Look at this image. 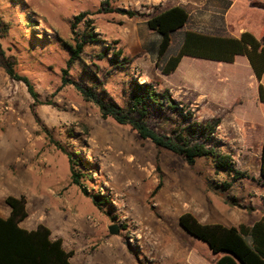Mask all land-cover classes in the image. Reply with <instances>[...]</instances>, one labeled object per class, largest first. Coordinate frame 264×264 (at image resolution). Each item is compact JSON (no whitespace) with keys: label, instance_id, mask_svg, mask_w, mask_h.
<instances>
[{"label":"rangeland","instance_id":"rangeland-1","mask_svg":"<svg viewBox=\"0 0 264 264\" xmlns=\"http://www.w3.org/2000/svg\"><path fill=\"white\" fill-rule=\"evenodd\" d=\"M134 1L0 0L5 58L30 80L43 102H34L24 82L0 66V214L9 215L6 196H24L28 215L21 225L48 227L72 252V264H181L180 252L190 247L205 257L209 245L180 225L181 215L225 224L231 210H243L239 213L248 218L251 205L264 201V180L249 186L257 168L254 152L250 158L243 155L244 147H255L241 139L245 130L235 124L228 108L231 100L243 97L232 110H253L254 81L245 58L226 63L184 56L172 78L186 83L170 91L169 84L152 77L150 60L152 55L157 58L152 37L133 31L135 22L145 17L117 11H135ZM143 7L140 10L149 8ZM197 8L189 5L185 28H214L196 22ZM81 12L87 15L72 27ZM88 32L94 41H86L79 57L68 64L76 38ZM181 34L174 33L170 52L178 47ZM145 74L152 78L145 81ZM70 80L124 106L136 84L149 82L158 92L168 89L182 113L166 103L160 108L150 105L148 125L169 135L187 123L223 121L207 146L229 153L233 168L243 176L233 181L232 189L222 191L217 184L229 175L217 171L210 158L197 157L188 165L181 155L141 138L130 125L102 117L97 104ZM194 138L203 139L196 133ZM67 152L76 159L80 185L71 183ZM111 225L117 234L109 233ZM190 259L204 264L195 255Z\"/></svg>","mask_w":264,"mask_h":264},{"label":"trees","instance_id":"trees-1","mask_svg":"<svg viewBox=\"0 0 264 264\" xmlns=\"http://www.w3.org/2000/svg\"><path fill=\"white\" fill-rule=\"evenodd\" d=\"M117 11L129 17L137 15L135 11ZM86 15L87 12L75 15L72 27ZM141 15L145 17L147 28L159 35L155 53L156 65L161 73L173 72L184 56L232 63L236 56L241 55L247 59L258 81L259 99H264V87L259 82L264 73V45L251 32L243 31L238 37H234L220 32L184 29L181 43L170 52L174 33L184 28L188 21L189 15L185 7L177 5ZM92 37L93 35L88 32L76 38L68 64L79 57L86 41H94ZM0 66L11 78L24 82L34 102L43 103L39 100L30 80L18 74L13 63L5 58L1 45ZM69 82L74 83L86 99L97 104L102 117L111 116L120 124L130 125L141 138L149 139L155 146L181 155L188 165H193L197 157L210 158L217 171H224L229 175L227 180L217 184L222 191H227L237 177L243 176L242 172L233 168L229 153L219 151L216 146H207L206 141L210 139L219 120L204 125L187 123L173 128L169 135L160 134L148 125L150 105L160 108L166 103L172 111L182 113L168 89L158 92L149 82L136 84L130 100L124 106L113 100L103 99L91 88L80 86L75 81ZM195 133L203 139L194 138ZM56 145L60 150L66 151L60 143L56 142ZM67 155L71 183L80 185L81 174L74 170V165H77L76 159L68 152ZM259 173L264 178V138L261 143ZM5 203L10 207V212L7 217L0 215V264H70L72 252L64 248L60 238H52L48 227L38 224L35 229L28 230L19 225L28 215L24 196L8 195L5 197ZM229 203L235 205V202ZM179 223L191 235L207 243L209 249L218 255L212 264H264V214L251 225L240 223L237 227L201 223L191 213L181 215Z\"/></svg>","mask_w":264,"mask_h":264},{"label":"crops","instance_id":"crops-1","mask_svg":"<svg viewBox=\"0 0 264 264\" xmlns=\"http://www.w3.org/2000/svg\"><path fill=\"white\" fill-rule=\"evenodd\" d=\"M134 2L135 4H133V7L135 12H137V15H141V14L146 15L150 10L160 11L177 5L185 7L189 15L190 14V12L188 11L189 5L195 4L199 7L195 11L196 14H198L196 22L198 24H205L206 26L213 25L214 28H212L211 30H204V29L203 30L194 29V30L205 31V32H220L222 34H227L234 37H238L240 33L243 31H249L264 45V0H135ZM145 5H148L149 8L140 10L141 8H145L143 7ZM239 6H242L243 11L239 10ZM122 8H124V6H122ZM207 17H209V20H206ZM186 25L184 26V28L176 31V32L182 31L178 44L181 43L184 29H188L185 28ZM139 30L144 32L146 36L152 37L151 48L152 50H156L157 44L159 42V35L155 36V32L147 28L145 23V18L139 19L134 24L133 31L136 33ZM136 39L138 45L142 50L141 54H144V51L146 52V49L145 50L142 49V47H144L143 41L139 39L138 36L136 37ZM154 52L156 51H153V54ZM240 57H244V56L241 55L236 56L233 62L237 61V59ZM156 60L157 59H155L154 55H152V60H150L151 61L150 63H152L154 68L152 77L154 76L158 77L160 79L161 84L163 82L169 84V85L167 84L165 85H167L166 87L169 86L168 88L170 91H172L171 86L181 87L186 83V81L183 82L182 80H176L172 78L173 73L175 71L171 72L170 74L161 73L158 67L156 66ZM245 61L248 63L246 58ZM250 73H251L250 78L254 81L252 95L250 97L253 108L252 112L250 114H244V112H241L239 109L232 110L233 106H235L237 103L244 102L243 97H240L239 99L233 101L231 100L230 105L228 106L230 110L226 108V111L229 110L232 113L234 122L235 124L238 125V127L244 128L245 133L241 137V139L252 143L255 147V149L253 150L249 149L248 146L246 148L244 147L243 149L244 150L243 155L247 158L251 157L250 156L251 153L253 152L255 153V154L253 153L254 156H252V158L255 159V164L257 168L254 172L253 178H251L249 183L250 188H253L255 187L254 186L255 182L264 180V178H262L259 173L261 143L264 138V99L263 100L259 99L258 81L256 80L252 70ZM142 76L145 79V81H148L147 79L149 77L152 78L150 75L148 76V74ZM259 82L264 87V73ZM239 116L241 118H239ZM239 120H241V122H239ZM222 125H223V121H220L217 128H220ZM216 133L219 134V132ZM219 135H224V134L220 132ZM230 157L232 158L231 155ZM242 186H243L242 190H244L245 186L244 185ZM232 187H233V183L229 189H232ZM248 191L251 192L250 190ZM261 196H262L261 198L264 200V193H262ZM250 208L251 210L249 212H251L252 215L251 217L248 218L242 217V215L239 212H242L243 210L240 211L231 210L228 215V218L225 219V224H221V225L226 227H237L240 223H243L245 225H251L253 222L258 220L264 214V201H262V205L261 204H259L258 206L251 205ZM1 216L7 217L8 215H1ZM21 222L19 223V225L28 230L35 229L37 227V225H35L34 227H29V225L26 224L21 225ZM52 238L55 239L56 237H52ZM190 248L191 249L189 250L184 249L183 252H180L179 255H180V260L182 262L181 264H192L190 259L191 255H195L196 257H198V259H200L204 264H212V262L218 256L217 254L213 253L211 250H208V252L205 254V257H203L198 255L196 249H193L192 247ZM71 257L69 259L70 264H72Z\"/></svg>","mask_w":264,"mask_h":264},{"label":"water","instance_id":"water-1","mask_svg":"<svg viewBox=\"0 0 264 264\" xmlns=\"http://www.w3.org/2000/svg\"><path fill=\"white\" fill-rule=\"evenodd\" d=\"M108 231L110 234H117L118 233V230H117L115 225L109 226Z\"/></svg>","mask_w":264,"mask_h":264},{"label":"bare ground","instance_id":"bare-ground-1","mask_svg":"<svg viewBox=\"0 0 264 264\" xmlns=\"http://www.w3.org/2000/svg\"><path fill=\"white\" fill-rule=\"evenodd\" d=\"M66 234V233H65Z\"/></svg>","mask_w":264,"mask_h":264}]
</instances>
